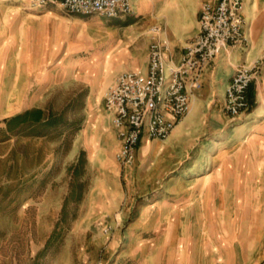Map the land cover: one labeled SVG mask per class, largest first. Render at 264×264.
Returning a JSON list of instances; mask_svg holds the SVG:
<instances>
[{"label":"rangeland","instance_id":"374dc122","mask_svg":"<svg viewBox=\"0 0 264 264\" xmlns=\"http://www.w3.org/2000/svg\"><path fill=\"white\" fill-rule=\"evenodd\" d=\"M89 48L40 53L31 76L24 60L28 113L0 120V264H264L263 144L227 133L240 117H202L176 150L188 157L171 181L157 172L144 182L146 165L122 166L117 150L90 138L103 88L78 67Z\"/></svg>","mask_w":264,"mask_h":264},{"label":"crops","instance_id":"0c3cea01","mask_svg":"<svg viewBox=\"0 0 264 264\" xmlns=\"http://www.w3.org/2000/svg\"><path fill=\"white\" fill-rule=\"evenodd\" d=\"M216 1L132 0V13L107 18L98 14L91 17L69 14L55 5L33 7L31 9L36 12L24 13L19 0H0V120L23 112L24 60L26 72L31 76L42 60L40 53L46 54L44 58H47L76 47L85 53L87 51L84 49L91 47L88 51L90 55L80 58L78 67L83 72L94 70L90 83L101 86L103 93L101 108L89 109L85 125L90 127L91 140L102 142L113 153L118 149L119 141L104 108L107 87L121 71H147L148 29L152 25L160 26L168 40L166 63H177L185 47L198 33L202 4ZM243 19L244 39L237 44L229 43L202 70L198 86H188L190 111L179 119L169 136L165 139L141 138L134 162L139 160L146 165L145 174L141 176L144 182L153 181L157 172L162 174L161 182L171 181L173 175L170 173L177 171L188 157V153L183 156L184 152L178 153L176 150L182 144L191 143L189 140L196 127L192 123L202 117L226 113V88L237 66L259 62V71L264 73V0H243ZM88 28H92V35L87 32ZM86 36H94V39L87 44L81 42ZM9 67L14 72L7 79ZM87 73L82 77H90ZM11 91L14 92L13 96ZM247 96L249 108L240 114L241 124L228 128L227 133L235 130L250 133L248 140H256L264 146V94L259 76L251 83ZM226 120L230 121L227 113ZM166 164H172L168 171L162 168ZM177 181L182 182L180 179ZM173 257L174 260L184 259L183 254H174Z\"/></svg>","mask_w":264,"mask_h":264},{"label":"built area","instance_id":"2783aa9c","mask_svg":"<svg viewBox=\"0 0 264 264\" xmlns=\"http://www.w3.org/2000/svg\"><path fill=\"white\" fill-rule=\"evenodd\" d=\"M32 7L55 5L81 15L98 14L114 18L133 11L132 0H29ZM199 30L185 47L180 60L167 64L168 40L163 29H148V67L119 72L104 94V108L116 131L119 147L116 161L132 165L143 136L165 139L191 108L188 86L196 87L202 70L229 43L243 37V0L204 2L198 18ZM259 62L236 67L226 88L225 112L232 120L249 108L248 89L258 76L264 94V73Z\"/></svg>","mask_w":264,"mask_h":264},{"label":"trees","instance_id":"16d2710c","mask_svg":"<svg viewBox=\"0 0 264 264\" xmlns=\"http://www.w3.org/2000/svg\"><path fill=\"white\" fill-rule=\"evenodd\" d=\"M26 113H28V112H25L24 114H21V115H25ZM42 114H43V113H42V110H36L35 115H33L31 119H32L33 121L38 122V121H40V120L43 118V115H42ZM26 115H27V114H26ZM26 115H25V116H26ZM21 118H22V116H21ZM25 119H26V117L23 116L22 122H24Z\"/></svg>","mask_w":264,"mask_h":264}]
</instances>
